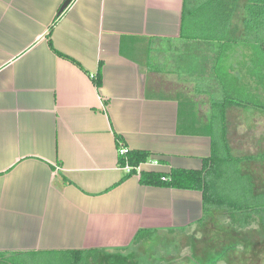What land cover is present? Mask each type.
<instances>
[{"label": "crops", "instance_id": "crops-1", "mask_svg": "<svg viewBox=\"0 0 264 264\" xmlns=\"http://www.w3.org/2000/svg\"><path fill=\"white\" fill-rule=\"evenodd\" d=\"M65 2L0 0V253H82L93 264L206 222L200 191L143 185L118 149L151 152L142 171L200 170L211 139L178 132L177 97L210 101L195 83L166 94V79L175 91L190 82L173 67L185 60L184 0H73L61 13ZM53 25L54 48L82 68L50 48ZM209 112L182 119L207 124Z\"/></svg>", "mask_w": 264, "mask_h": 264}, {"label": "trees", "instance_id": "trees-1", "mask_svg": "<svg viewBox=\"0 0 264 264\" xmlns=\"http://www.w3.org/2000/svg\"><path fill=\"white\" fill-rule=\"evenodd\" d=\"M239 12L243 13L241 25L235 22ZM53 27L47 35L50 48L82 68L54 48ZM180 41L185 60L179 74L195 83L197 94L209 96L210 112L207 124L198 120L183 122L182 116L189 119L197 105L179 94L178 132L210 137L212 152L203 158L200 170L142 171L140 181L147 186L200 191L204 209L200 225L216 215H224L235 228L247 229L258 224L264 233V192L255 187L254 178L241 168L250 159L232 154L226 122L230 106L264 112V105L252 98L253 93L264 97V0H184ZM124 42L125 38L122 50ZM187 46L188 50H184ZM93 80L97 88L102 86L100 71ZM118 141L121 142L119 136ZM151 157L152 153L145 150L129 149L127 154L129 164L134 167ZM125 164L126 159L120 158V166ZM133 175L134 171L127 174ZM148 233L139 231L134 241L147 237ZM78 255L73 257L81 264L82 253ZM6 258L0 253V264Z\"/></svg>", "mask_w": 264, "mask_h": 264}, {"label": "rangeland", "instance_id": "rangeland-1", "mask_svg": "<svg viewBox=\"0 0 264 264\" xmlns=\"http://www.w3.org/2000/svg\"><path fill=\"white\" fill-rule=\"evenodd\" d=\"M242 15L243 13L239 12L235 17L238 25H241ZM188 48L187 46L183 49L188 50ZM182 65L184 64L181 61L175 60L173 67L180 73ZM159 68L164 72L168 71L165 66ZM166 77L167 75L164 79ZM165 84L166 94L170 95L177 92L186 94L193 89L191 81L186 83L187 91L184 90L182 81L180 85L183 87L176 91L172 82L166 79ZM189 97L196 100L191 94ZM252 98L254 102H261L264 105V97L253 93ZM209 108L210 104L207 100H199L197 105L199 114L207 115ZM231 110L229 131L234 155L250 159L245 162L247 166L244 173L251 175L256 180L257 189L264 192V112L253 108L235 107ZM90 257L95 260L94 256ZM87 260L88 257H84L81 264ZM95 262L93 264H264V233L258 224L247 229H238L231 225L227 217L216 215L215 218L208 219L203 225L194 226L192 229L155 235L146 244L125 251L124 257L99 256ZM3 264L80 263H77L72 256L44 255L35 258L7 257Z\"/></svg>", "mask_w": 264, "mask_h": 264}, {"label": "built area", "instance_id": "built-area-1", "mask_svg": "<svg viewBox=\"0 0 264 264\" xmlns=\"http://www.w3.org/2000/svg\"><path fill=\"white\" fill-rule=\"evenodd\" d=\"M118 153L120 158L124 157L126 159V164L124 166H120L121 169L126 173V174H130L132 171L135 172V175L141 176V172H142V165L144 164H150L148 162L146 163H142L140 165H138L137 167L131 166L127 160V154L129 153V149L125 146H120L118 149ZM154 164H158L157 162H153ZM164 180H166V178H164Z\"/></svg>", "mask_w": 264, "mask_h": 264}, {"label": "water", "instance_id": "water-1", "mask_svg": "<svg viewBox=\"0 0 264 264\" xmlns=\"http://www.w3.org/2000/svg\"><path fill=\"white\" fill-rule=\"evenodd\" d=\"M72 1L73 0H66V2L63 4V6L61 8V11L63 12L64 10H66Z\"/></svg>", "mask_w": 264, "mask_h": 264}]
</instances>
